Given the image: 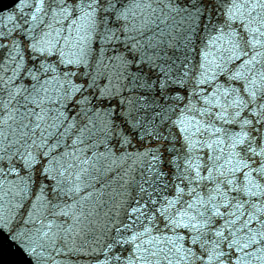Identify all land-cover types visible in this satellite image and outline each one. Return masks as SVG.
I'll return each instance as SVG.
<instances>
[{
  "label": "snow or ice",
  "instance_id": "1",
  "mask_svg": "<svg viewBox=\"0 0 264 264\" xmlns=\"http://www.w3.org/2000/svg\"><path fill=\"white\" fill-rule=\"evenodd\" d=\"M0 236L264 264V0H0Z\"/></svg>",
  "mask_w": 264,
  "mask_h": 264
},
{
  "label": "water",
  "instance_id": "2",
  "mask_svg": "<svg viewBox=\"0 0 264 264\" xmlns=\"http://www.w3.org/2000/svg\"><path fill=\"white\" fill-rule=\"evenodd\" d=\"M20 251L6 237L0 236V264H20Z\"/></svg>",
  "mask_w": 264,
  "mask_h": 264
}]
</instances>
